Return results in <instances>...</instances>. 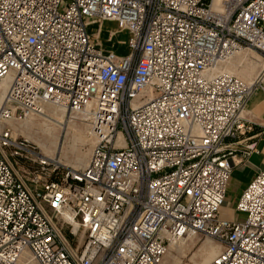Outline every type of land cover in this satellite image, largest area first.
I'll return each mask as SVG.
<instances>
[{"label":"built area","instance_id":"1","mask_svg":"<svg viewBox=\"0 0 264 264\" xmlns=\"http://www.w3.org/2000/svg\"><path fill=\"white\" fill-rule=\"evenodd\" d=\"M243 51L264 60V0H0V264H163L190 236L220 243L208 264H264V171L221 217L257 151L243 113L264 66L252 85L214 71ZM47 104L90 108L84 168L14 135Z\"/></svg>","mask_w":264,"mask_h":264},{"label":"rangeland","instance_id":"2","mask_svg":"<svg viewBox=\"0 0 264 264\" xmlns=\"http://www.w3.org/2000/svg\"><path fill=\"white\" fill-rule=\"evenodd\" d=\"M99 28V24H93L88 27V31L91 34H96ZM117 29L116 23H103L100 35L101 42L104 49L109 50L112 44L107 39L111 32H115L114 50L119 55H127L131 51L130 48L127 44L120 45L119 42H127L129 34L127 32L118 33ZM241 55L243 56V54ZM261 70L259 67L250 80L235 76L249 84L252 81H256ZM6 85L8 84L4 82L3 91ZM24 121L26 119L18 122ZM13 128L18 133H14V135L27 140L36 148L38 153L49 158L58 159L62 165L70 168L86 165L89 161V153L91 154L95 144V139L90 135L91 127L89 121H83L77 115L64 113V111L56 109L53 106L46 107L45 113L37 115L36 118L31 119L26 124H13ZM253 174L251 166L248 164L242 169H236L233 176L238 182H250L254 177ZM241 193L231 187L228 189L221 217L229 219L231 217H242L239 213L235 212V204ZM184 242L186 240L167 253L163 264H208L218 254L221 246L217 240L207 236H194L185 245ZM209 252L212 255L208 260H205L204 256Z\"/></svg>","mask_w":264,"mask_h":264},{"label":"crops","instance_id":"3","mask_svg":"<svg viewBox=\"0 0 264 264\" xmlns=\"http://www.w3.org/2000/svg\"><path fill=\"white\" fill-rule=\"evenodd\" d=\"M262 66V59L258 58L255 54L247 51L243 53V56L241 55L234 57L230 62L227 63L225 69L229 70L232 74L241 77L242 79L244 78L245 80H250L254 76L255 72L259 69V67L262 68ZM262 86L264 87V81L262 82ZM245 108L246 109L243 113V119L247 124H251L253 126V130L246 135V137L249 138L247 142L257 143V151L250 155L251 157L248 161H245V163L236 166L231 172L232 176L227 189H230L231 187L240 192H243L245 190L244 188L249 183V181L238 182L236 179H234L233 175L236 169H242L245 167V165L249 164L251 166L252 172L254 173L253 176H255V174L257 175L259 172L264 171V91L261 89V87L256 90ZM224 219L231 220L235 218L231 217V219Z\"/></svg>","mask_w":264,"mask_h":264},{"label":"bare ground","instance_id":"4","mask_svg":"<svg viewBox=\"0 0 264 264\" xmlns=\"http://www.w3.org/2000/svg\"><path fill=\"white\" fill-rule=\"evenodd\" d=\"M115 34V33H114ZM243 52H247V51H243ZM243 52H240V53H238V54H236L234 57H236V56H238V55H241V54H243ZM250 52V51H249ZM251 53H253V54H255L258 58H260L261 59V57L260 56H258L255 52H253V51H251ZM233 57V58H234ZM232 58V59H233ZM232 59H230V61L232 60ZM230 61H228V62H230ZM227 62V63H228ZM262 62H263V66H264V60L262 59ZM227 63L226 64H222V65H219V66H217L216 68H215V72H217V71H222V72H228V73H230V74H232L229 70H226L225 69V65H227ZM263 66H262V68H263ZM222 67H224V69H222ZM261 68V69H262ZM232 75H234V74H232ZM254 82H252V83H249L250 85H252ZM7 86L8 85H6L4 88V91H3V89H2V91H1V93H0V98H2V96L4 95V93L6 92V90H7ZM48 106H53L54 108H56V109H59V110H61V111H64V113H66V109L64 108V107H62V106H57V105H53V104H47V105H45L44 107H43V112L45 113V110H46V107H48ZM89 107H86V108H84L83 110H81V112H79V113H76L75 115H77L78 117H80L83 121H87L88 122V118H87V115H88V112H89ZM37 116V115H36ZM36 116L34 115V116H30V117H28L27 119H26V121H24V122H18V121H13L12 122V126H13V124H26L28 121H30L31 119H34V118H36ZM62 129L63 130H65V128L64 127H62ZM13 132L15 133V134H18L16 131H15V129L13 128ZM89 158H90V153H89ZM89 158H88V160H89ZM87 164H88V162H87ZM86 164V165H87ZM86 165H84V166H74V167H76L75 169H81V168H84ZM192 237H194V236H190V237H188V238H186L185 240H186V242H184V245L188 242V241H191L192 240ZM185 240H183V241H185ZM183 241H181L180 243H176V244H172L171 246H170V248H169V251H171V250H173L174 248H176L178 245H180L181 243H183ZM205 247V246H204ZM210 247V246H209ZM205 249V248H204ZM168 251V252H169ZM220 251H221V246H220ZM220 251L218 252V254L220 253ZM217 254V255H218ZM211 255H212V253H208V254H206L204 257H205V260H208L210 257H211ZM216 255V256H217ZM215 256V257H216ZM214 257V258H215ZM213 258V259H214ZM212 259V260H213ZM211 260V261H212ZM210 261V262H211ZM209 262V263H210Z\"/></svg>","mask_w":264,"mask_h":264}]
</instances>
